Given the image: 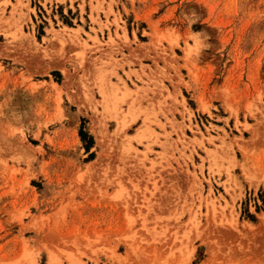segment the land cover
Instances as JSON below:
<instances>
[{
  "label": "rangeland",
  "instance_id": "374dc122",
  "mask_svg": "<svg viewBox=\"0 0 264 264\" xmlns=\"http://www.w3.org/2000/svg\"><path fill=\"white\" fill-rule=\"evenodd\" d=\"M264 0H0V264H264Z\"/></svg>",
  "mask_w": 264,
  "mask_h": 264
},
{
  "label": "trees",
  "instance_id": "16d2710c",
  "mask_svg": "<svg viewBox=\"0 0 264 264\" xmlns=\"http://www.w3.org/2000/svg\"><path fill=\"white\" fill-rule=\"evenodd\" d=\"M262 198L264 199V193H263V195H262Z\"/></svg>",
  "mask_w": 264,
  "mask_h": 264
}]
</instances>
